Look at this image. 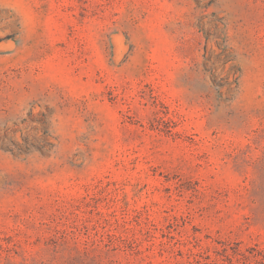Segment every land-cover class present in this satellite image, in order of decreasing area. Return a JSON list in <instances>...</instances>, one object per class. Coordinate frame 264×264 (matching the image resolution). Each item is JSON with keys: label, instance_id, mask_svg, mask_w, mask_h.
I'll return each mask as SVG.
<instances>
[{"label": "rangeland", "instance_id": "obj_1", "mask_svg": "<svg viewBox=\"0 0 264 264\" xmlns=\"http://www.w3.org/2000/svg\"><path fill=\"white\" fill-rule=\"evenodd\" d=\"M0 264H264V0H0Z\"/></svg>", "mask_w": 264, "mask_h": 264}]
</instances>
